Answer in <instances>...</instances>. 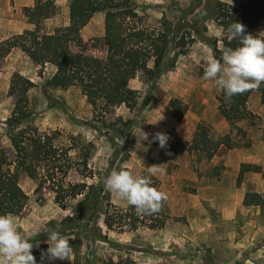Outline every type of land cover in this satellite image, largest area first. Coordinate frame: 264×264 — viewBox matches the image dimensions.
<instances>
[{"label":"rangeland","instance_id":"1","mask_svg":"<svg viewBox=\"0 0 264 264\" xmlns=\"http://www.w3.org/2000/svg\"><path fill=\"white\" fill-rule=\"evenodd\" d=\"M216 1L203 0L200 7L187 15L193 0H137L139 16L149 26H158L163 18L173 24L185 21L186 26L179 35L188 30L195 42L186 45V55L179 56L175 67L155 82L148 83L141 77L131 82V87L141 93L134 109L122 105L104 112L103 102L95 109L78 87L55 93L47 86L49 70L47 76L41 74L39 86H32L28 93L32 116L21 127L31 125L54 135L58 146H71V137H78L85 144L92 142L95 152L89 164L94 178L86 182L98 185L102 190L97 213L93 219H87L85 227L74 236L56 222L61 223L65 217L74 215L83 197L70 201L63 209L56 203L49 185L44 183L43 171L36 179L23 171L18 172L20 186L28 195V201L24 210L13 217L20 233L32 239V251L38 264L41 252L49 247L45 241L50 231H59L69 238L73 249L69 260H56L54 264H107L111 260L118 262L128 258L137 264H264V168L255 165L254 171L245 173L239 185L238 180L234 183L233 178H224L223 163L214 165L212 159L207 160L203 154L191 150L199 124L209 127L213 138L222 137L212 125L221 120H218L221 116L217 101L220 90L211 81L203 79L204 55L210 51L214 58L209 41L218 40L221 48L224 37L223 34L214 36L217 30L213 19ZM32 6L33 0H0V22L11 25L18 34L33 30V23L26 17V9ZM67 22L69 11L67 2L63 1L56 6L54 16L35 30L47 33ZM94 25L96 31L102 27L104 36V22L97 20ZM94 38L86 47L74 50L105 59L106 49L92 47ZM176 52L173 49L170 59ZM23 68L28 72L26 65ZM8 84L9 78L0 77V138L2 145L12 152L9 134L13 131L7 120L11 117L15 98L9 95ZM36 86H41L42 91L35 89ZM172 99H179L188 108L180 121L170 107ZM183 120L185 127L180 134L177 123ZM256 120L258 122V118ZM249 123L250 120L245 121V124ZM189 126L195 127L193 133L189 132ZM231 127L233 148L252 147L253 142L237 123ZM142 131L149 134L148 140H143ZM157 132L169 136L163 149L158 142H152ZM150 166L158 168L154 176L159 181L157 190L167 195L161 207L169 220L159 230L109 231L103 221L104 202L108 200L123 209L129 204L106 189V177L121 167L142 176ZM80 179L73 172L67 181ZM243 193L245 196L257 194L263 205L245 206ZM36 241H39V247L35 246Z\"/></svg>","mask_w":264,"mask_h":264},{"label":"trees","instance_id":"2","mask_svg":"<svg viewBox=\"0 0 264 264\" xmlns=\"http://www.w3.org/2000/svg\"><path fill=\"white\" fill-rule=\"evenodd\" d=\"M56 4L57 0H35L34 6L26 9V17L39 26L54 16ZM202 4L203 0H193L185 14L192 13ZM98 13L105 14V34L103 38H94L92 47L106 49L105 59L74 50L84 47L81 32ZM213 19L222 28L224 35L221 48L218 47V40L209 41L214 58L219 59L223 48L238 46L237 41H228L226 38V29L233 21L243 23L247 33L258 35L257 25L264 19V0H241L238 6L216 1ZM185 26V21L173 24L166 18L158 26H149L139 16L137 0H71L68 26L58 27L51 33L27 30L0 42V62L13 49H20L35 64H51L57 68V72L48 81L49 88L68 90L78 87L95 109L98 103L103 102L104 112L122 105L134 109L141 93L131 87V82L140 77L148 83L155 82L175 67L179 56L186 55V45L195 42V37L188 30L179 35ZM207 30L204 28L205 32ZM173 49L177 52L170 59ZM32 86H35L34 83L18 73L12 77L9 95L15 98V106L7 120L9 129L13 131L9 134L12 152L2 145L0 138V215H18L27 204L28 195L20 186L18 172L23 171L31 179H36L43 171L44 183L49 185L61 208L66 209L70 201L83 197L74 215L65 217L61 223L56 222L71 235L78 236L76 231L85 227L87 219H93L101 204V188L86 182L94 178L89 163L95 145L71 137V146H58L54 135L43 133L31 125L21 127L32 116L28 97ZM254 92L260 94L264 104V84L230 100H226L220 90L217 96L220 115L232 126L243 120H250L254 125L257 116L247 109L249 98ZM170 107L177 121L183 119L188 110L179 99H172ZM221 147L233 148L231 134L215 139L209 127L202 124L197 126L191 142L192 151L211 160ZM254 169L255 166L242 165L237 183L240 185L244 174ZM73 172L81 177L79 181H67ZM151 180L152 186L157 189L158 179L152 176ZM104 203L103 221L109 231L124 233L139 228L159 230L169 220L162 207L158 212L146 215L137 214L131 205L123 209L108 200ZM262 203V198L257 194H246L244 199L245 206H261ZM107 264L137 262L128 258L118 262L111 260Z\"/></svg>","mask_w":264,"mask_h":264},{"label":"clouds","instance_id":"3","mask_svg":"<svg viewBox=\"0 0 264 264\" xmlns=\"http://www.w3.org/2000/svg\"><path fill=\"white\" fill-rule=\"evenodd\" d=\"M226 38L237 41L238 46L223 48L219 59L213 58L210 51L204 55L203 79L211 81L214 87L223 91L225 99L230 100L264 84V31L253 35L246 32L243 23L233 21L226 29ZM143 134V140H148L149 134ZM168 140L169 136L164 132H157L152 137V142H158L161 149L167 146ZM157 171L156 166H150L146 175L139 176L121 167L106 177L105 187L126 200L137 214L151 215L158 212L162 201L167 199L164 192L152 186L151 177ZM45 242L49 247L41 252L39 264L69 260L73 252L69 238L59 231H50ZM35 246L39 247V241ZM33 247L32 239L20 233L12 215H0V264H38Z\"/></svg>","mask_w":264,"mask_h":264},{"label":"crops","instance_id":"4","mask_svg":"<svg viewBox=\"0 0 264 264\" xmlns=\"http://www.w3.org/2000/svg\"><path fill=\"white\" fill-rule=\"evenodd\" d=\"M63 1L67 2V10L69 11L71 0H57L56 6L59 7L60 3ZM226 2L232 5L238 6L241 0H217ZM35 4V0H33V6ZM103 21L104 22V34H105V14L98 13L93 19L89 22V24L82 30L81 34L84 40V46L86 47L90 40L94 37H102L103 29L102 27L96 31L95 21ZM69 22L65 23V25H57L54 28H51L49 32H53L58 27H66ZM217 30L214 34L215 37H219V35L223 34L222 28L218 25L216 26ZM36 29V25L33 24V30ZM209 29L212 32L211 27ZM264 31V19L257 25L256 32L259 34ZM18 35V32H15L11 25H6L5 22H0V42H3L12 36ZM82 53V52H81ZM0 77L9 78L8 88L10 87V80L15 73H19L20 75L31 80L35 85L39 86V80L42 79L41 74L47 76V70H49V75L47 76V80H50L54 74L57 72V68L51 64H46L45 66H39L35 64L25 53H23L20 49H13V51L0 62ZM22 64V66H21ZM27 66L28 72L24 70L23 66ZM30 69V72H29ZM41 87V86H40ZM40 87H35V89H42ZM55 93L66 92V90L54 89ZM60 95V94H59ZM14 107L10 110V113L13 112ZM247 109L253 113L258 118V122L256 120L255 124L251 123L245 124L246 120L243 122L237 123V126L242 128L246 133L247 137L253 142L252 147L249 148H232L227 149L225 147H221L216 156L211 160V163L217 165L219 163H223L225 167L224 178L228 180L233 178V182L235 183L238 180L241 167L244 164L247 165H257L264 168V104L262 103L261 96L259 93L254 92L247 103ZM221 116V115H220ZM222 117V116H221ZM218 120L219 123H213L212 125L215 127L217 134L225 136L230 134L233 130L231 125L222 117ZM185 127L184 120L180 123H177V132L181 134ZM197 128V127H196ZM195 130L194 126H189V132L193 133ZM193 139V138H192ZM239 146V145H238ZM237 146V147H238ZM233 170V173H231ZM264 170V169H263ZM231 174V175H230ZM242 201L245 199V193L242 194ZM244 202V201H243Z\"/></svg>","mask_w":264,"mask_h":264}]
</instances>
